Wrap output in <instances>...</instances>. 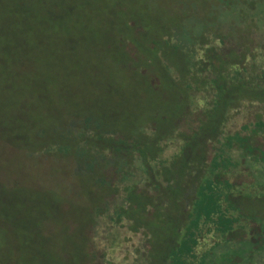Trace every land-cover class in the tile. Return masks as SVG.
Returning <instances> with one entry per match:
<instances>
[{"label": "rangeland", "instance_id": "obj_1", "mask_svg": "<svg viewBox=\"0 0 264 264\" xmlns=\"http://www.w3.org/2000/svg\"><path fill=\"white\" fill-rule=\"evenodd\" d=\"M238 1L245 9L253 2V12L262 10L264 14V0H0V264L87 262V225L90 223L88 233L95 225L100 227L99 218L91 216L107 187L98 185L101 161L88 159L92 155L90 144L83 140L74 147L68 142L69 134H78L75 125L82 120L92 122L101 112L114 115L110 118L113 129L134 133L148 126L157 111H168L179 100L170 84L162 81L152 89L145 84L148 73L146 78L141 73L151 66L146 64L147 59L155 64L164 55L140 49L142 63L133 64L135 69L131 71L121 64L128 61L119 52L121 40L140 38L149 46L163 48V39H150L153 28L159 33L171 25L194 32L206 24L237 26L245 20V14H236L229 4L237 7ZM29 6L43 13L48 26L45 29L37 22L30 38L14 43L5 35L10 30L14 39L20 37L21 25L14 22L25 16L17 15L12 8ZM130 21L145 26V31L135 36ZM238 27L233 32L236 42L252 38L246 22ZM6 40L15 49L6 52ZM181 57L182 53L171 57L172 62L179 65ZM254 62L260 67L258 58ZM149 70L160 73L157 66L155 72ZM229 113L224 134L240 130L244 124L252 128L257 119L264 120V101L244 100ZM240 134L249 136L247 144L254 149L248 152L234 142L225 148L224 155L232 162L224 170L225 177L233 185V196H240L244 214L240 219L244 229L229 234L235 238L226 244L227 250H218L219 254L227 251L225 264H232L231 259L237 255L239 238L250 239L252 230L260 232L256 221L262 224L259 217L264 216V130L255 133L241 129ZM54 141L56 147L38 151ZM166 142L165 153H171L175 143ZM210 145L207 160L214 151L215 144ZM63 147L70 151L65 153L66 158L59 153ZM116 158H112L114 162ZM152 189L156 201L171 199V193H164L161 187ZM158 220L163 222L165 218L161 215ZM212 237L206 233L201 238L210 244ZM125 244L122 241L116 247L112 264H134L137 243L131 239ZM238 255L245 260L243 264H264V250L256 251L251 259ZM145 257L151 259L144 253Z\"/></svg>", "mask_w": 264, "mask_h": 264}, {"label": "trees", "instance_id": "obj_2", "mask_svg": "<svg viewBox=\"0 0 264 264\" xmlns=\"http://www.w3.org/2000/svg\"><path fill=\"white\" fill-rule=\"evenodd\" d=\"M237 3V7L229 6L241 17L245 14V20L237 26L248 24L249 34L253 35L249 40L254 41L253 44L249 40L241 44L235 41L236 33L233 32L237 26L231 27L233 23L213 24L211 27L206 24L197 32L172 25L161 28L159 33L153 28L154 33L149 37L154 42L158 37L163 39V48L149 46L140 38H135L134 42L121 40L119 52L128 58L121 64L131 71L135 69L133 64L142 63L141 58L144 57L140 49L164 55L165 60L155 64L151 58L146 61L151 65L149 68L154 70L157 66L160 73H152L149 68L141 70V73L145 78L148 73L145 84L152 89H157L162 81L170 84L176 89L179 100L176 107L157 111L155 119L148 121V126L138 128L134 133L113 129L110 118L114 115L101 112L92 118L94 121L87 123L82 120L75 125L78 134H69L68 142L74 147L83 140L90 144L92 155L90 153L88 159L95 157L97 160L92 158V161H101L97 169L98 185L107 187L91 216V219L99 218L100 227L95 225L94 230L88 233L90 223L87 225L84 252L88 260L85 264L114 263L116 247L122 241L127 244L131 239L137 243L136 258H140V262L135 259L134 264L144 262L142 253L151 257L148 264H225L226 244L235 238L231 239L229 234L244 229V224L240 223L244 215L238 201L240 196H233V185L225 177L224 170L232 165L224 155L225 148L234 142L251 152L254 148L247 144L249 136H242L240 130L251 129L255 133L264 130V120L259 118L252 128L244 124L240 130L224 134L231 110L244 100L264 101V56L261 52L264 47V14L262 10L253 12V2L248 9L242 7V1ZM13 8L17 15L25 16L14 22L21 25L22 35L14 39L8 30V34L2 32L3 37L6 34L16 43L30 38L29 34L37 22L47 28L41 10L42 15L31 6ZM128 23L135 36L145 28L133 21ZM6 42V52L15 49L12 42ZM169 45L174 46L173 50ZM180 53L182 62L176 65L171 57ZM255 58L259 59L260 67L254 62ZM168 67H171V72ZM168 140L176 146L171 153H165ZM211 141L215 144L214 151L207 160V146ZM56 145L55 141L49 142L38 151L47 147L52 149ZM75 149L72 158L76 163L78 155ZM62 150L59 151L60 156L66 158L65 153L70 151L66 147ZM114 157H117L115 162ZM177 181L180 185L175 183ZM154 187L171 193V199L165 198L161 203L156 201L152 191ZM159 205L165 209H158ZM161 215L165 218L163 222L158 220ZM259 219L263 221L262 224L256 221L260 232L252 230L248 233L250 239L239 238L232 264L245 261L238 253L251 259L256 251L264 250V216ZM206 233L214 236L210 244L201 238ZM223 248L225 250L220 256L218 250ZM215 253L219 255L214 256Z\"/></svg>", "mask_w": 264, "mask_h": 264}, {"label": "flooded vegetation", "instance_id": "obj_3", "mask_svg": "<svg viewBox=\"0 0 264 264\" xmlns=\"http://www.w3.org/2000/svg\"><path fill=\"white\" fill-rule=\"evenodd\" d=\"M149 256V255H148ZM144 259V261H146V262H148L149 261V259L148 258H144V253H142V260ZM136 260H140V258L138 257V258H136ZM140 262V261H139ZM133 263H135V260H134V262ZM142 264H143V262H142Z\"/></svg>", "mask_w": 264, "mask_h": 264}]
</instances>
